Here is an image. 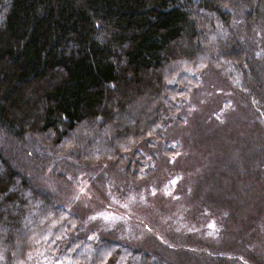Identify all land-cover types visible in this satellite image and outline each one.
Segmentation results:
<instances>
[{"label": "trees", "instance_id": "obj_1", "mask_svg": "<svg viewBox=\"0 0 264 264\" xmlns=\"http://www.w3.org/2000/svg\"><path fill=\"white\" fill-rule=\"evenodd\" d=\"M239 28L243 36L254 37L256 45L245 43ZM184 39L191 46L189 55L180 45ZM194 53L198 58L208 56L210 64L221 58L234 67L230 80L238 99L262 123L264 76L258 69L264 65V0H0V221L4 224L0 264H31L30 254L47 246L53 253L65 249L63 260L72 259V248L82 242L84 231L75 210L84 196L80 184L84 179L89 184L96 181V177L73 176L88 168L105 172L110 164L103 160L111 155L105 154V148L113 153L129 138V145L122 149L130 151L131 145L139 146L131 135L147 127L144 137L153 131L160 138H154L153 144L150 139L151 148L144 145L135 151L133 163L140 153L148 157L144 150L154 158L157 141L164 139V131L174 123L171 120L180 119L186 109V102L168 108L167 95L161 94L163 75L186 56L183 64L194 63ZM142 91H152L150 96L165 101L151 113L154 123L148 126L150 115L141 114L138 125L132 126V114L124 130H115V118L128 112ZM159 116H168L165 122L169 123L161 124ZM80 129L92 138L75 137ZM113 129L114 141H109ZM247 143H255L257 150L242 149L235 164L221 159L219 167H228L217 173V181L243 184L245 171L253 180L264 179L255 177L252 165L255 156L262 157V152L264 156V147L256 138ZM79 158L84 160V169L76 164ZM37 173L47 175L34 177ZM50 184L77 188L61 200L50 193ZM241 195L236 199L239 203L233 204L240 209L246 201ZM44 221H50V226L42 238L54 240L51 236L60 229L59 243L34 242V224ZM46 230L51 231L45 234ZM133 230H137L134 225ZM123 234L119 243L108 238L82 243L91 251L99 246L114 249L108 261L85 260L83 264H119L123 257L127 264L215 261L214 250L202 245L194 249L195 242L184 247L161 246L160 250L148 247L147 252L134 245L138 238ZM171 252L174 257L170 259L167 253Z\"/></svg>", "mask_w": 264, "mask_h": 264}, {"label": "rangeland", "instance_id": "obj_2", "mask_svg": "<svg viewBox=\"0 0 264 264\" xmlns=\"http://www.w3.org/2000/svg\"><path fill=\"white\" fill-rule=\"evenodd\" d=\"M201 29L198 28L199 31ZM238 33L243 36L240 28ZM241 38L245 43L256 45L252 36ZM180 45L189 55L191 46L188 40L184 39ZM197 54L193 56L194 63L185 62V65L183 62L188 60V56L179 58L182 62L174 63L163 75L161 94L162 97L167 95L168 108L186 102V109L181 111L180 119L171 120L174 123L164 131V139L157 141L154 158H150L148 150H144L148 157L142 158L144 155L140 153L139 158L143 161L137 157L133 163L135 151L143 150L144 145L151 148L150 139L160 138L153 131V135L144 137L150 127L131 135L139 146L131 145L130 151L123 150L129 145V138L113 153L107 151L106 144H103L105 154H111L105 155L107 159L103 160L110 164L107 170L99 174L98 168H85L87 171H78L73 176L96 177V181L89 184L84 179L80 184L84 186V196L77 202L78 211L75 210L80 217L79 227L84 231H81L82 242L72 248V259L69 262L63 260L65 249L53 253V249L45 245L59 243L61 236L58 235L59 229L55 234L52 232L57 237L50 235L54 240H49L47 236L42 238L45 229L50 226V221H44L43 224L35 223L37 226L31 232L34 242L47 247L31 252V264H80L74 259L81 264L85 260L108 261L114 249L99 246L91 251L82 243L96 244L103 241L102 238L119 243L122 241L119 236L124 232L131 239L138 238L140 241L134 245L147 252L148 247L155 246L160 250L168 245L184 247L195 242L194 249L200 250L202 245L214 250V264H264V179L253 180L245 171L243 184L217 181V173L228 167H219L221 159L226 157L230 164H235L242 155V149L244 152L257 150L255 143H247L255 138L261 148L264 147V118L262 123L260 118L257 122L246 104L238 99L230 80L234 67L221 58L218 63L210 64L208 56L198 58ZM261 68L258 73L264 76L263 64ZM183 89L186 92H182ZM152 91H142L133 98L128 112L115 118V130H124L128 116H135V124H132L135 127L138 125L136 122L142 119L139 117L141 114L150 115L146 119L148 126L154 123L151 113L156 110V104L162 105L165 101L161 96H150ZM166 119L169 121L168 116H159L158 121L169 123L165 122ZM81 135L92 138L85 132L82 134L81 129L74 136L79 138ZM108 138L114 141V129ZM151 143H155V139ZM227 149L229 152L223 154ZM262 153V157L255 156L256 162L252 164L255 177H264ZM80 157L84 155L80 154ZM83 161L79 158L76 164L81 165ZM81 169H84L82 165ZM43 174L33 176L46 177L47 174ZM52 176L55 177L54 174ZM48 187L50 193L61 200L67 199L77 188L76 185L69 187L64 184H50ZM240 194L241 200L246 198L241 209L233 205L239 203L236 199ZM3 226L0 221V229ZM48 231L51 230H46L45 234ZM131 243L127 244L133 247ZM167 257L173 258L174 252L167 253ZM181 260L186 262V259ZM119 264H127L126 257Z\"/></svg>", "mask_w": 264, "mask_h": 264}]
</instances>
